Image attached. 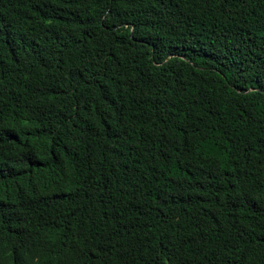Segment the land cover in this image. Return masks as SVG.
Wrapping results in <instances>:
<instances>
[{"label":"trees","instance_id":"1","mask_svg":"<svg viewBox=\"0 0 264 264\" xmlns=\"http://www.w3.org/2000/svg\"><path fill=\"white\" fill-rule=\"evenodd\" d=\"M0 264H264V0H0Z\"/></svg>","mask_w":264,"mask_h":264}]
</instances>
